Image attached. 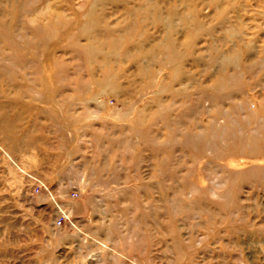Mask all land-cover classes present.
Instances as JSON below:
<instances>
[{
	"label": "rangeland",
	"instance_id": "rangeland-1",
	"mask_svg": "<svg viewBox=\"0 0 264 264\" xmlns=\"http://www.w3.org/2000/svg\"><path fill=\"white\" fill-rule=\"evenodd\" d=\"M0 264H264V0H0Z\"/></svg>",
	"mask_w": 264,
	"mask_h": 264
},
{
	"label": "built area",
	"instance_id": "built-area-1",
	"mask_svg": "<svg viewBox=\"0 0 264 264\" xmlns=\"http://www.w3.org/2000/svg\"><path fill=\"white\" fill-rule=\"evenodd\" d=\"M61 217H63V216H61ZM57 224H58L59 226H61V225L63 224L62 218H60V219L57 221Z\"/></svg>",
	"mask_w": 264,
	"mask_h": 264
}]
</instances>
